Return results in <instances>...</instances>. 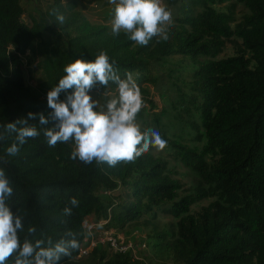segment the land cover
Here are the masks:
<instances>
[{
    "label": "trees",
    "instance_id": "obj_1",
    "mask_svg": "<svg viewBox=\"0 0 264 264\" xmlns=\"http://www.w3.org/2000/svg\"><path fill=\"white\" fill-rule=\"evenodd\" d=\"M166 1L174 20L169 39L142 46L91 22L76 0H35L30 21L24 0H0V168L13 187L6 203L23 217L21 243L41 239L47 247L75 233L78 247L58 264H264V0ZM228 43L235 53L221 57ZM102 51L121 79L129 72L136 79L143 100L136 122L159 132L172 159L150 147L134 163L85 164L71 157L74 141L49 146L44 132L53 122L38 118L28 125L40 135L8 155L18 142L5 125L29 112L47 116V94L65 65ZM35 70L43 77L38 89L27 79ZM93 93L107 103L118 86L110 81ZM173 160L195 176L183 195ZM161 215L173 220L162 226ZM89 217L109 219L105 227L116 234L128 226L145 231L152 253L138 259L98 244L81 255ZM15 255L6 264H15Z\"/></svg>",
    "mask_w": 264,
    "mask_h": 264
},
{
    "label": "clouds",
    "instance_id": "obj_2",
    "mask_svg": "<svg viewBox=\"0 0 264 264\" xmlns=\"http://www.w3.org/2000/svg\"><path fill=\"white\" fill-rule=\"evenodd\" d=\"M115 5L111 20L112 35L121 32L138 45L146 46L154 38L167 41L169 29L174 20L163 0H110ZM60 24L66 22L62 13L56 14ZM114 61L110 62L106 52H100L94 60L75 59L65 65L64 75L47 94L48 107L52 110L47 116L43 113L29 112L26 118L9 122L5 128L15 132L18 143L12 144L8 155L14 156L28 138H36L40 132L35 126H29V120L39 119L40 124L53 126L44 135L49 146L74 141L72 159L90 164L107 163L115 167L119 162L134 163L150 147L163 150L167 142L158 131L147 128L141 130L137 124V115L143 107L140 87L132 73L125 79L114 70ZM118 86V97L107 101L105 106L98 104L91 95L96 85L106 87L109 82ZM61 93L65 94L63 100ZM20 125V127H17ZM13 194L11 181L4 169L0 168V264H6L15 255V264H58L61 256L69 255L70 250L78 247L75 233H65L54 245L49 239L47 247L41 239H25L22 243L18 235L24 230L23 217L15 214L6 203ZM72 207L79 201L70 199ZM72 207L65 206V215H71ZM35 227H29V233H35Z\"/></svg>",
    "mask_w": 264,
    "mask_h": 264
},
{
    "label": "rangeland",
    "instance_id": "obj_3",
    "mask_svg": "<svg viewBox=\"0 0 264 264\" xmlns=\"http://www.w3.org/2000/svg\"><path fill=\"white\" fill-rule=\"evenodd\" d=\"M34 1L35 0H24L25 6L27 8V13L24 15V18L27 21H30L29 13H33V11H34ZM63 1L67 2L68 0H63ZM76 1L78 3V8L82 11V13L86 16V18L89 19L91 22L104 23L106 25L111 26V20H112L113 10H114L115 5L112 4L110 2V0H76ZM163 3L165 5V7L167 8V10H169L171 12L170 6L167 4V1L163 0ZM237 11H238L237 14L241 15L245 11V9L243 8V6L239 5L237 8ZM46 35L47 34H45L43 36L44 39H48ZM234 53H235V50H234L232 44L228 43L224 52L221 54V57H228V56L233 55ZM175 60H177V59H175ZM166 70L167 71L169 70V66H166ZM165 74H166V72H165ZM27 79H28V82L32 85V87L34 89H38V86H41V82L43 80L42 71L41 70H35L33 75L30 72H28ZM165 82L166 81H164V83ZM151 92H152L153 96L155 97V99L158 100L159 105L162 106L163 102H162V99L160 98V94L155 89H153V86H152ZM92 96L94 99H96L98 104H100L101 106L106 105V102L104 101L102 96H100L96 93H93ZM112 98H114V97L112 96ZM150 119L152 121L151 117H150ZM150 128H152V127H150ZM165 149L166 148H164L163 150L157 149V152H160L165 157L172 159V155ZM171 165L175 166V169L177 172L176 176L182 181L183 188L181 189L180 193L183 195V194L187 193L190 190V187L194 184L195 176L193 175V173L190 171L189 168L185 167L182 163H179L178 161L173 160L171 162ZM209 202H210V200L205 199V200L201 201L200 203L194 204L192 208H193V210L196 211V210L200 209L201 206L207 205ZM88 220L90 221V220H92V218L89 217ZM172 220H173L172 216H165V215L160 216V223L162 226H164L165 223H167V222H171ZM91 223H97V222L95 220H93L92 222H90V224ZM106 224L102 225V226H98L95 229H90V230L88 229L87 230L88 232H91L93 235H95V237L92 238L94 241H96V237H98L99 235H102V233H105L103 231H109V230L113 231V232L115 231L114 228H106L105 227ZM130 230H131L130 226H128L125 229V231H120L118 234L121 238H125L126 240H130V241H138L140 243L137 245L136 250L138 252V255L141 258L152 253L151 246L148 245L147 241L143 239L147 236V233L145 231L141 232L139 230H132V231H130ZM116 232H117V230H116ZM101 237L103 238V236H101ZM143 243H145L146 245H142ZM92 247H93V245L90 242L87 249L90 250V249H92ZM140 251H142V252L140 253Z\"/></svg>",
    "mask_w": 264,
    "mask_h": 264
},
{
    "label": "built area",
    "instance_id": "obj_4",
    "mask_svg": "<svg viewBox=\"0 0 264 264\" xmlns=\"http://www.w3.org/2000/svg\"><path fill=\"white\" fill-rule=\"evenodd\" d=\"M92 221L93 220L85 222V226L87 230L95 229L98 226L105 225L106 223L109 222V219L100 220L97 223L90 224V222ZM103 232L105 233H102V235H99L98 237H96V241H94L92 238L95 237V235L87 231V235L84 239L85 244L83 245L82 250H81V255H86L91 250H93L98 244H103L105 246H108L114 252L127 253L129 251H132L135 258H138V259L141 258L138 255V252L136 250L137 249L136 242L126 240L125 238H121L119 234L115 233V231L113 232L109 230V231H103ZM101 236H103V238ZM90 242L92 243L93 247L92 249L88 250L87 248ZM142 245H146V244L143 243Z\"/></svg>",
    "mask_w": 264,
    "mask_h": 264
}]
</instances>
